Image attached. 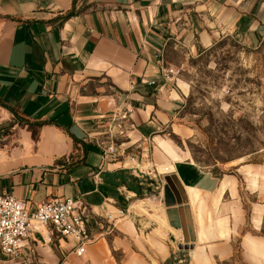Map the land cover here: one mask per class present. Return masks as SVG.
I'll return each mask as SVG.
<instances>
[{
	"label": "crops",
	"instance_id": "0c3cea01",
	"mask_svg": "<svg viewBox=\"0 0 264 264\" xmlns=\"http://www.w3.org/2000/svg\"><path fill=\"white\" fill-rule=\"evenodd\" d=\"M223 38L256 48L264 0H0V194L29 211L78 200L90 237L77 256L73 240L33 232L25 264H264V187L164 140L184 97L170 49ZM170 175L190 244L164 214Z\"/></svg>",
	"mask_w": 264,
	"mask_h": 264
},
{
	"label": "rangeland",
	"instance_id": "374dc122",
	"mask_svg": "<svg viewBox=\"0 0 264 264\" xmlns=\"http://www.w3.org/2000/svg\"><path fill=\"white\" fill-rule=\"evenodd\" d=\"M169 58L184 97L164 140L214 174L264 187V39L246 48L223 38L199 55L170 49Z\"/></svg>",
	"mask_w": 264,
	"mask_h": 264
},
{
	"label": "built area",
	"instance_id": "2783aa9c",
	"mask_svg": "<svg viewBox=\"0 0 264 264\" xmlns=\"http://www.w3.org/2000/svg\"><path fill=\"white\" fill-rule=\"evenodd\" d=\"M168 73L172 75V71ZM107 152L112 154L115 150L110 146ZM86 212L80 201L68 198L52 199L29 211L21 200L0 194V264H25V254L31 251L30 236L40 230L48 237L73 240L74 253L82 256L90 241Z\"/></svg>",
	"mask_w": 264,
	"mask_h": 264
},
{
	"label": "water",
	"instance_id": "95a60500",
	"mask_svg": "<svg viewBox=\"0 0 264 264\" xmlns=\"http://www.w3.org/2000/svg\"><path fill=\"white\" fill-rule=\"evenodd\" d=\"M162 203L168 224L174 229H180L184 244L195 240L190 209L187 205V196L175 175L163 178ZM188 249L184 245L180 249Z\"/></svg>",
	"mask_w": 264,
	"mask_h": 264
},
{
	"label": "trees",
	"instance_id": "16d2710c",
	"mask_svg": "<svg viewBox=\"0 0 264 264\" xmlns=\"http://www.w3.org/2000/svg\"><path fill=\"white\" fill-rule=\"evenodd\" d=\"M238 256H239L238 249H236V255H235L234 259L237 260L239 258ZM223 264H229V262L228 263L224 262Z\"/></svg>",
	"mask_w": 264,
	"mask_h": 264
},
{
	"label": "bare ground",
	"instance_id": "6f19581e",
	"mask_svg": "<svg viewBox=\"0 0 264 264\" xmlns=\"http://www.w3.org/2000/svg\"><path fill=\"white\" fill-rule=\"evenodd\" d=\"M164 169V168H163ZM186 184V183H185ZM186 186H187V184H186Z\"/></svg>",
	"mask_w": 264,
	"mask_h": 264
}]
</instances>
